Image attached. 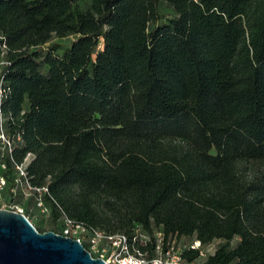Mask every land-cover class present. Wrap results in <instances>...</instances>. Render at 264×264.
<instances>
[{
	"label": "trees",
	"instance_id": "16d2710c",
	"mask_svg": "<svg viewBox=\"0 0 264 264\" xmlns=\"http://www.w3.org/2000/svg\"><path fill=\"white\" fill-rule=\"evenodd\" d=\"M0 34L22 137L0 206L30 189L62 219L42 232L138 229L150 256L157 232L221 239L201 264H264V0H0Z\"/></svg>",
	"mask_w": 264,
	"mask_h": 264
},
{
	"label": "built area",
	"instance_id": "2783aa9c",
	"mask_svg": "<svg viewBox=\"0 0 264 264\" xmlns=\"http://www.w3.org/2000/svg\"><path fill=\"white\" fill-rule=\"evenodd\" d=\"M8 46L5 37L0 34V101L7 96V87L4 86V69L12 62L7 56ZM8 116L0 108V151L5 149L12 150L14 142L21 140V134L10 136L6 130V119ZM32 153L28 152L24 161L16 165L20 175H26V164L31 158ZM0 166L4 167V163L0 162ZM5 185V178L0 174V190ZM41 188L37 187V190ZM47 189L46 186L42 188ZM39 203L43 201L39 199ZM8 208L23 212V207L17 203L8 204ZM46 208V207H45ZM83 243H87V249L93 256L101 257L108 264H190L181 253L179 241L174 238L167 240L164 243L161 232L156 233V242L154 245V254L150 256L146 249L140 248L139 244L147 245L151 240L146 233L139 232L129 236L125 232L121 233H105L99 228H89L87 225L78 221L65 217L62 223V232ZM202 243L200 239L193 240L185 247L200 248V253L206 256V253L201 249ZM200 254V255H201Z\"/></svg>",
	"mask_w": 264,
	"mask_h": 264
},
{
	"label": "water",
	"instance_id": "95a60500",
	"mask_svg": "<svg viewBox=\"0 0 264 264\" xmlns=\"http://www.w3.org/2000/svg\"><path fill=\"white\" fill-rule=\"evenodd\" d=\"M0 264H108L85 244L54 230L40 231L28 216L0 206Z\"/></svg>",
	"mask_w": 264,
	"mask_h": 264
},
{
	"label": "rangeland",
	"instance_id": "374dc122",
	"mask_svg": "<svg viewBox=\"0 0 264 264\" xmlns=\"http://www.w3.org/2000/svg\"><path fill=\"white\" fill-rule=\"evenodd\" d=\"M161 10L162 11H165V16H171L172 15V10H171V7L166 3V2H163L161 4ZM162 20V18H160V20H158V22H160ZM71 38V37H70ZM69 38V39H70ZM69 39H62L61 41L62 42H66L68 41ZM56 40H60V39H57ZM24 203H18L17 204L19 206H22L23 208H25V203H29L30 202V213H29V216L31 217V221L32 222H35V223H39L41 224L43 227H46V228H51V227H60V224H61V221L62 219H60V221L56 222V223H53L51 221V217H50V211L45 208V205L44 204H40L39 203V200H37L36 198H34L32 196V191L29 189H26L25 190V195H24ZM16 204V202H15ZM1 207H5V208H8V205L6 204H3L1 205ZM193 240L191 239V237H188V236H182L180 239H179V245H180V248L182 250V248L185 247V245H189ZM221 241V239H215L212 241V243L206 245V246H201V249L207 254L211 253L212 250L215 248V246ZM206 256L205 255H200L196 260H194L193 262H191L190 264H201V261L205 258Z\"/></svg>",
	"mask_w": 264,
	"mask_h": 264
},
{
	"label": "crops",
	"instance_id": "0c3cea01",
	"mask_svg": "<svg viewBox=\"0 0 264 264\" xmlns=\"http://www.w3.org/2000/svg\"><path fill=\"white\" fill-rule=\"evenodd\" d=\"M202 262V261H201Z\"/></svg>",
	"mask_w": 264,
	"mask_h": 264
}]
</instances>
